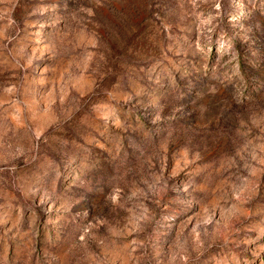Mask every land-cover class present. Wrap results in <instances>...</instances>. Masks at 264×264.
I'll return each instance as SVG.
<instances>
[{"label":"rangeland","instance_id":"374dc122","mask_svg":"<svg viewBox=\"0 0 264 264\" xmlns=\"http://www.w3.org/2000/svg\"><path fill=\"white\" fill-rule=\"evenodd\" d=\"M0 264H264V0H0Z\"/></svg>","mask_w":264,"mask_h":264}]
</instances>
